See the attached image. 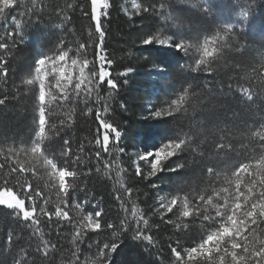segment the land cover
Here are the masks:
<instances>
[{"label": "snow or ice", "instance_id": "1", "mask_svg": "<svg viewBox=\"0 0 264 264\" xmlns=\"http://www.w3.org/2000/svg\"><path fill=\"white\" fill-rule=\"evenodd\" d=\"M180 2L198 8L203 14H210L207 0H180ZM30 3L31 7H28L26 0H0V21H6L17 6H23L25 9L20 13L21 16L36 15L39 21L41 16L38 13H43L44 9L37 8V0H30ZM252 4L253 0H248L245 9L241 12L244 21L251 14ZM66 7L75 12L74 5L69 4ZM132 7L137 10V14L141 11L150 15L154 14L165 22L164 31L158 29L156 35L144 33L142 44L154 43L174 48L185 56L191 54L195 64L191 68L192 71H202L211 75L217 71L218 62L224 61L227 53L233 52L241 56L248 50L247 46L241 44L238 39L242 28L241 31H237V26L232 24H218L214 34L212 32L205 34L202 42L201 38L177 39L169 35L166 31L168 24L186 27V22L171 14L168 0H159V9L154 2L147 7H141L136 0H132ZM110 8L109 0H90L89 12V0H83V7L80 9L81 13L90 17L91 22L95 24L98 42L92 46L95 49L96 61L99 63L98 74L92 71L90 75H85L90 61L86 58L72 59V49L66 47L64 40H60L54 49L43 52L35 59L32 71L28 73L30 78L22 80L23 85L30 86L28 91L33 96L36 95L35 90L38 85V97H36L38 105L34 106L30 145L29 142L20 140L19 143L25 147L10 148L9 152L18 156L19 152L23 151L26 155L30 154L31 160L20 163L17 159L7 169L4 163H0V173L6 171V174L0 175V206L12 209L13 217L24 222L29 230L28 241L24 247L15 252L13 264H31L33 254H38L39 264H56L57 254H60L64 264H111L112 254L118 247L119 235L128 234V232L133 233L131 239L147 242L146 250L149 246L156 247L158 244L154 235L148 233L153 227H159V225H153L150 219L145 218L146 213L142 212L135 202L132 203L131 209L125 207L126 201L122 194L115 197L120 201L119 208L125 214L123 218L117 215L118 224L104 219L107 212L101 203L94 206L92 213L81 214L76 223H73V218L68 211L70 207L83 211L85 205L74 202L73 195L76 191L87 193L85 197V203H87L88 195L91 193L86 184L81 185L78 181L84 175L91 176V169L86 174L81 172V156L76 155L73 158L71 139L61 135L70 124L71 115L67 121L61 119L59 124H56L53 120L52 104L53 102L60 105L71 103L73 87L77 102L80 100L82 91H86L87 95L91 94L93 84L99 87L106 82L113 91L119 88V84L111 78V72L105 67V65L113 64V60L109 59L106 53V31L102 19L110 15ZM60 15H63L65 21L70 22L63 10ZM12 21L15 24V30L0 33V81L4 82L8 80L11 62L5 58L4 53L16 47L17 36L21 42L24 39V25L15 16L12 17ZM89 39H92V34ZM8 40L12 43L9 44ZM89 46L80 43L76 49V55L84 56ZM225 64L228 66L227 61ZM230 66L237 72V75L230 79L237 81L235 90L239 92L242 99L251 101L257 95L264 96V52H261L259 59L254 57L244 64L233 62ZM130 71L131 69L127 68L119 75L126 76ZM241 71L245 72V76L239 75ZM204 88L208 92L211 91L207 83L204 84ZM232 88L233 85L230 84L229 89L232 90ZM192 89L191 84L182 87L178 98L165 102L167 108L153 107L151 117L153 119L167 118L182 112L186 113ZM16 91L19 92L21 89L18 87ZM2 95L0 106L5 105L8 99L7 93ZM85 104L87 106V101ZM92 111V108H88L86 114ZM103 111L107 113L109 107H104ZM96 121H98V130L95 138V155L99 158L102 153H107L111 157L112 143L115 141L117 160L105 161L104 168L109 170L113 167L117 168L116 175L119 176L121 172H126V169L120 168L119 165V157L126 151L124 147L119 146L122 131L117 125L109 123L99 109L96 110ZM237 131L242 133L238 140L236 132L225 125L224 128L219 129L218 139L213 141L209 149L206 146L207 142L204 140L197 142L196 133L193 129H189L188 132L177 133L175 139L162 144L154 152L134 154L149 169L145 175L144 170L137 163L136 176L149 181L151 177L165 170V162L180 153H188L191 159L176 163L175 167L168 169L169 171L198 163L200 157H210L226 151L242 155V159L234 167L221 169L216 165H205L201 177H207L208 187L201 188L199 184H195L190 192H186L184 189L187 185H184L178 187L175 194L159 196L158 207H153L151 211L153 215L159 214L166 225H171L175 229V246L171 243L168 245L173 264H264V120L258 124L249 123ZM57 138L62 140V144L57 145L58 152L56 148L53 150L51 147V142ZM15 143L16 141H13V144ZM79 151L80 153L85 151L83 145H80ZM7 159L8 157H5V160ZM41 162L46 171L51 170L49 185L56 191L55 202L50 197L45 198L43 193L34 188L31 183L18 179L22 173L29 172V164L32 165V175H37ZM96 171L99 172L100 169L97 168ZM13 180H16L15 184ZM120 188L127 193L130 201L134 189L125 188L123 184ZM136 191L139 190L136 189ZM96 208L99 210H95ZM129 212L131 221L136 224L135 228H132ZM169 213L176 217L175 220L165 219ZM62 222L72 225L73 230L68 234L71 236V248H66L61 242L68 238L63 231ZM53 230L56 233L54 238ZM106 230L112 231L110 239L103 242L98 239L90 243L87 249H82L83 242L86 239H92L89 233H95L99 237ZM194 231L197 233V238L185 246V243L181 241H185V237ZM12 241L13 235H9L7 242ZM93 247L94 253L91 251ZM85 252L91 255L82 262L81 257Z\"/></svg>", "mask_w": 264, "mask_h": 264}, {"label": "trees", "instance_id": "2", "mask_svg": "<svg viewBox=\"0 0 264 264\" xmlns=\"http://www.w3.org/2000/svg\"><path fill=\"white\" fill-rule=\"evenodd\" d=\"M125 1L127 0H109L110 15L102 18L106 31V53L108 58L113 60L112 65H105V67L111 72V78L117 81L119 88L113 91L106 82L99 87L93 84L91 94L87 95L86 91H82L80 100L77 102L73 87L71 103L60 105L53 102V120L59 124L61 119L67 121L71 115L70 124L66 126L61 135L71 139L73 158L76 155L81 156V172L86 174L91 169V176L84 175L78 181L81 185L86 184L91 193L88 195L87 203H85L87 193L76 191L73 195L74 202L85 205L83 214L92 213L94 206L101 203L107 212L104 219L118 224L117 215L123 218L125 214L120 210V201L115 197L122 194L126 201L125 207L131 209L132 203L135 202L138 208L146 213L145 218L150 219L153 225H159V227H153L148 233L154 235L158 244L156 247L149 246L147 250V242L131 239L132 232L120 234L117 240L118 247L112 254L111 264H161V260L163 264H173L168 245L171 243L175 246V229L171 225H166L160 219L159 214L153 215L151 211L153 207H158V197L169 193L175 194L177 188L184 185H187L184 189L186 192H190L195 184H199L201 188L208 187L207 177H201L205 165H216L221 169L234 167L240 162L242 155L226 151L210 157H200L198 163L169 171L168 169L175 167L176 163L191 159L188 153H180L167 161L164 164L165 170L151 177L149 181L136 176L137 163L140 164L145 175L148 170L134 154L139 150L143 153L154 152L162 144L175 139L177 133L188 132L189 129H193L196 133L197 142L204 140L207 142L206 146L211 149L213 141L218 139L219 129L224 128L225 125L236 132L238 140L242 134L237 131L238 129L249 123L258 124L264 120V96L257 95L251 101L242 99L239 92L235 90L237 81L230 79L237 75V72L230 66L233 62L244 64L254 57L259 59L261 52H264V0H253L251 14L246 21L243 20L241 12L245 9L248 0H207L210 14H203L196 7L188 9L180 0H168L171 14L186 22L184 28L179 26L176 28L171 24L169 28L167 26L166 30L174 38L184 36L199 39L205 34L211 32L214 34L218 24H232L237 26V31H241L242 28L238 39L241 44L247 46V52L241 56L233 52L227 53L225 60L218 62L217 71L211 75L191 70L194 67L191 54L185 56L174 49L159 48L154 43L142 44L144 33L156 35L158 29L164 31L165 25L162 24L163 20L154 14L150 15L142 11L139 14L124 13ZM136 2L141 4V7H147L154 2L156 8L159 9V0H136ZM26 4L31 7L30 0H26ZM69 4L75 6V12L66 7ZM41 7L44 11L38 13L41 16L39 21L36 15L21 16L20 13L25 11L23 6L15 7L6 21H0V33L15 30L13 16L24 25L23 41L21 42L17 36L16 47L4 53L5 58L11 62L7 82L0 81V98H3L2 94H8L6 104L0 106V141H3L0 145L16 146L20 144V140L29 142L32 138L30 131L32 124L29 120L32 117L33 95L22 84V80L26 79L27 72L32 71L35 59L39 55L54 49L60 40H64L66 47L72 49V59L86 58L90 61L85 75H90L92 71L98 74L100 70L95 57V49L92 46L98 42V36L95 34V24L91 22L90 17L84 16L80 11L83 7V0H37V8ZM62 10L67 14L70 22L65 21L63 15H60ZM213 13L221 18L219 23ZM90 34H92V39H89ZM7 42L12 43L11 40ZM80 43L90 45L84 56L76 55V49ZM127 68L131 71L126 76H120L119 73L126 71ZM156 70H160L161 73L154 74ZM239 75L245 76V72L241 71ZM205 83L211 88L210 92L204 88ZM188 84H191L193 89L186 113L182 112L167 118L153 119L151 117L153 107L167 108L165 102L178 98L181 88L187 87ZM230 84L233 85L232 90L229 89ZM18 87L21 89L19 92L16 91ZM148 100L152 101L150 110L146 108ZM106 106L109 107V111L104 113L103 109ZM88 108L93 109L92 113L86 114ZM97 109L109 123L117 125L122 131L119 146L124 147L126 151L119 157V165L120 168L126 169V172H121L119 176L116 175L117 168L113 167L111 170L104 168L105 161L117 160L115 141L112 143L111 157L107 153H102L99 158L95 155V138L98 130ZM13 141L16 143L13 144ZM58 144H62L59 138L51 142L52 149L56 148L57 152L59 151ZM80 145L85 148L83 153L79 151ZM5 157L4 154H0V163H4L7 169L13 163L8 159L5 160ZM97 168L100 169L99 172L96 171ZM2 174H6V171L0 173ZM18 179L31 183L34 188L43 193L45 198L50 197L55 202L56 191L47 184L43 177L33 176L28 172L27 174L22 173ZM15 183L16 180H13V184ZM121 184L125 188L134 189L130 201L127 193L120 188ZM68 211L73 218V223H76L80 217L79 210L70 207ZM128 215L131 221L130 212ZM175 218L171 213L165 217V219L173 220ZM62 223L63 231L68 238L61 242L66 248H71V236L68 234L73 230L72 225L67 222ZM131 223L132 228H135V222L131 221ZM28 234L29 230L24 222L13 217V210L0 206V264H13L14 254L17 249L26 245ZM9 235H13L11 243L7 242ZM55 235V230H53L52 237L54 238ZM88 235L92 239H86L81 245L82 249H87L90 243L98 239L101 242L110 239L112 231L106 230L99 237L95 233ZM196 238L197 233L194 231L185 237V241L181 242L186 246ZM91 251L94 253L95 248L93 247ZM90 255L85 252L81 257L82 262L90 258ZM31 264H39L38 254H33ZM56 264H64L60 254H57Z\"/></svg>", "mask_w": 264, "mask_h": 264}, {"label": "rangeland", "instance_id": "3", "mask_svg": "<svg viewBox=\"0 0 264 264\" xmlns=\"http://www.w3.org/2000/svg\"><path fill=\"white\" fill-rule=\"evenodd\" d=\"M182 4H183V3H182ZM185 6H186L188 9L192 8L191 5H186V4H185ZM197 9H198V8H197ZM123 12L126 13V14H134V13H137V10L134 9V8L132 7V0H127V1L124 2V5H123ZM213 14H214V16H216L217 23H219L218 21H221V18H219V16H218L217 14H215V13H213ZM218 19H219V20H218ZM162 24L165 25V22L162 21ZM171 25H172V24H171ZM169 26H170V24H168V28H169ZM174 26H175V25H174ZM175 27L178 28V26H175ZM183 28H184V27H183ZM168 30H170V29H168ZM166 31H167V30H166ZM169 32H171V31H169ZM167 33H168V31H167ZM168 34H169V33H168ZM169 35H170V34H169ZM181 38H185V37L183 36V37H181ZM186 38H187V37H186ZM200 38H201V42H202L203 37H200ZM157 47H159V48H163V49H169V50L174 49V48H169V47H165V46H162V45H157ZM174 50H176V49H174ZM192 60H193V58H192ZM70 63H71V62H70ZM193 66H195V64H194V60H193ZM29 72H31V71H29ZM29 72H27V74H28ZM159 73H161L160 70H156V71H154V74H159ZM27 78H30V76H29V75H26V79H27ZM24 86L26 87L27 90H28L29 87H30V86H26V85H24ZM35 92H36V95L33 96L32 106H31V107H32V109H31L32 117H31V119L29 120V123H31V124H32V118H33L34 106H35V105H38V100L36 99V97H38V85L36 86V90H35ZM151 104H152V101H151V100H148L147 103H146V108H147L148 110L151 109ZM30 140H31V139H30ZM29 145H30V141H29ZM23 147H25V145H23V144H17L16 146H12V145H0V154H4L6 157H8V160H9L11 163H13V164L15 163V161H16L17 159L20 161V163H25L26 161L31 160V156H30V154L26 155L23 151H20L19 154H18V156H14V155H12V154L9 152V149H10V148L20 149V148H23ZM138 153L143 154V151H142V150H139ZM142 163H143V162H142ZM165 163H166V162H165ZM28 166H29V173L32 174V172H31L32 165L29 164ZM145 168H146V170H149L148 167L145 166ZM50 171H51L50 169H48L47 171L45 170V166H44V164H43L42 162L39 164V166H38L37 176H39V177H43V178L46 180V182H47L48 185H49V172H50ZM56 183H58V181H56ZM49 186H50V185H49ZM50 187H51V186H50ZM51 188H52V187H51ZM52 189H53V188H52ZM161 196H162V195H161ZM158 199H159V197H158ZM158 199H157V201H158ZM79 213H80V215H81V213L83 214V211L79 210Z\"/></svg>", "mask_w": 264, "mask_h": 264}]
</instances>
